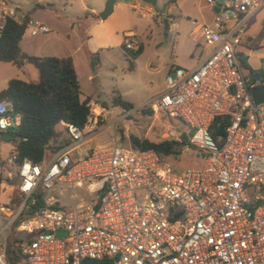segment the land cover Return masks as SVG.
<instances>
[{
    "label": "built area",
    "instance_id": "1",
    "mask_svg": "<svg viewBox=\"0 0 264 264\" xmlns=\"http://www.w3.org/2000/svg\"><path fill=\"white\" fill-rule=\"evenodd\" d=\"M258 5L222 0L202 28L208 56L197 69L176 67L167 90L150 103L153 114L194 131L182 154L194 147L199 165L177 172L156 151L117 142L80 154L77 146L96 130L101 112H91L84 129L62 123L75 142L51 161L18 166L16 151L8 159L18 169L23 202L16 212L0 204V264H264V103H255L251 90L261 83L245 78L238 59ZM11 21L26 24L33 37L51 32L0 0V39ZM132 37L127 50L137 48ZM12 112L13 104L1 100V132L21 124ZM219 118L224 134L215 137ZM169 139L182 143L181 134ZM55 190L60 197L47 198ZM39 193L46 207L25 217ZM15 226L28 237L11 242Z\"/></svg>",
    "mask_w": 264,
    "mask_h": 264
},
{
    "label": "rangeland",
    "instance_id": "2",
    "mask_svg": "<svg viewBox=\"0 0 264 264\" xmlns=\"http://www.w3.org/2000/svg\"><path fill=\"white\" fill-rule=\"evenodd\" d=\"M10 1L23 12L36 8L38 4L44 5V9H37L35 12V17L38 19L43 14H55L57 17H68L70 20L76 21L75 31L71 34L68 45L63 44L60 47L56 42H47L42 35L32 38L29 31H27L22 42L24 47L25 45L30 46V51H33L39 57L67 55L68 53L74 55L78 61L81 90L85 97L91 96L93 98L91 112L94 116L96 112L102 114L96 127V137L99 141L117 142L120 147L136 150L132 144L133 137L159 142L169 139L172 132L177 135L187 133L189 136H193L194 131L187 128L179 119L170 117L165 113L157 115H150L149 113V110H151L150 103L167 90L165 82L167 69L172 64L173 44L166 38L170 33L166 26L158 21V17L168 19L167 3L170 0H157V4L152 5L156 11V16L144 17L143 12L132 13L136 14L134 16L138 18V23L136 24V30H133L136 36L128 40L137 46L135 50L126 49L125 40L127 38L123 36L122 45L125 47L99 48L98 46L102 43V31L89 30L86 26L82 27L81 24L86 21L88 12L84 9V4L89 7L96 3L95 5L101 9L99 10L100 16L109 0ZM139 1L143 3V0ZM48 2H51V6H47ZM88 19L91 20L92 17L89 16ZM79 25L81 28L78 27ZM58 30L65 29L59 28ZM89 36L93 37L90 42L88 41ZM119 38L121 39L119 36L117 41ZM113 40L116 42L115 37ZM140 46L143 47L142 53L134 58L133 52L137 51ZM97 47L99 49L94 53L99 54V62L97 63L100 64L94 72L87 52L92 53L93 48ZM247 53L248 50L243 49L245 56ZM131 62H134V68H130ZM250 62L253 67L257 68L259 66L260 60L257 54L255 56L251 55ZM37 79H39V73L33 64L18 68L10 63L0 62V91L6 89L12 80L32 81ZM119 95L124 101L131 103L134 109L126 111L117 106L115 99ZM69 154L73 156V151L70 150ZM197 154L198 151L191 147L177 159H172L174 170L181 172L199 165L200 160L196 157ZM7 156H10V154H6L5 150L2 149L0 158L5 162V166L2 171L3 181L0 185V204L9 211L16 212L22 205L23 200L18 193L19 180L15 179V167H9L6 161ZM45 195H47V198L50 196L60 197L57 190ZM27 237L28 235L23 230L15 226L10 241Z\"/></svg>",
    "mask_w": 264,
    "mask_h": 264
},
{
    "label": "trees",
    "instance_id": "3",
    "mask_svg": "<svg viewBox=\"0 0 264 264\" xmlns=\"http://www.w3.org/2000/svg\"><path fill=\"white\" fill-rule=\"evenodd\" d=\"M129 1V0H128ZM177 0H170L167 5ZM30 17V13H27ZM94 16L88 13L86 18ZM27 33V25L9 22L0 39V62L10 63L21 68L33 64L38 72L39 79L32 81L12 80L8 87L0 91V101L7 100L13 104L12 114H21L22 122L17 127L9 128L6 133L11 137L6 138V133L0 131V142L5 140L11 143L16 151V164L19 166L25 159L42 164L54 157L62 150L72 145L75 140L69 133L67 126L73 125L84 129L91 115V96L85 97L78 75L71 58L56 56L39 57L29 55L21 48V42ZM125 47L124 45H122ZM143 47L133 52L137 58L142 53ZM91 61V68L95 72L99 67V54L87 52ZM241 69L245 78L251 81H260L264 86V69H254L248 62V57L238 53ZM130 68H134L131 62ZM115 104L126 111H131L134 106L117 96ZM153 115L152 110H149ZM222 123L221 126H218ZM62 127V128H61ZM225 120L219 118L212 127L213 135H223ZM182 143L165 139L153 142L147 139L132 138V144L138 150H154L167 160L177 159L182 154L184 145L189 143L191 136L181 133ZM5 162L0 158V185L3 181L2 170ZM15 179L19 180L18 169L15 168ZM9 181V180H7ZM38 202L28 211L25 217L46 207L45 195L37 194ZM16 264L15 262H13Z\"/></svg>",
    "mask_w": 264,
    "mask_h": 264
},
{
    "label": "crops",
    "instance_id": "4",
    "mask_svg": "<svg viewBox=\"0 0 264 264\" xmlns=\"http://www.w3.org/2000/svg\"><path fill=\"white\" fill-rule=\"evenodd\" d=\"M258 2V7L250 16L249 28L239 49V53H243V49L248 50L246 56L248 57V62L251 66V55L253 54L255 56V54H257L260 64L257 68L252 66L257 70L264 69V0H258ZM50 4L51 2H48L47 6H51ZM95 4L90 5L89 7H86L84 4V9L88 10L87 14L92 13L95 17L91 16V20L87 18L86 21H84L81 25L82 27H88L89 30L102 31V43L98 47L103 49H114L121 47L122 36L126 37L128 34L133 35L134 37L136 36V33L133 30H136L138 18L134 16L136 14L132 13L143 12L142 14L144 17H149V15L156 16V11L152 4H148L144 2V0L143 3H141L139 0H117L114 4V10L112 14L106 20H102L99 16V10L101 9H99V7H97ZM44 7V5L38 4L36 8L29 10L26 13H30V18L43 22L51 29L50 33L42 35L46 38L47 42H56L60 47L63 44L68 45V42L71 39V34L75 31L76 21L70 20L68 17H57L55 14H43L40 16V19L36 18V10L44 9ZM141 8H143V10H141ZM215 8L216 7L210 6L207 0H177V2L168 6V19L158 17V21L161 24H164L165 26L167 25L166 29L169 30V33L171 30L176 31L175 41L171 40L170 34L169 36H166L168 41L172 42L173 44L171 56L172 64L171 67L167 69V75L170 74L176 67L185 68L187 70L197 69L208 56L209 50L205 47L203 42L202 28L205 25L213 23L216 14ZM176 10L179 12H176ZM58 27L60 29L64 28L65 30H58ZM78 27L81 28L80 25ZM116 35L117 37L120 36L121 39L119 38L117 41ZM31 37L36 38L39 36ZM114 37L116 38V42L113 40ZM91 40H93V37L89 36L88 41L90 42ZM98 47L93 48L92 53L96 52L97 49H99ZM21 48L29 55L32 54L37 56L36 53L30 51V46L25 45L24 47L23 42H21ZM56 57H71L79 78L77 65L78 61L74 55L71 53L69 55L68 53L67 55H59ZM96 134L97 130L89 134L82 142H80L77 146V152L80 154H87L96 146L111 145L114 143L108 142L106 140L99 141L98 137H96ZM2 149L5 150L6 154L10 155L14 151L13 145L11 143L5 142V140L0 142V152ZM9 157L10 156L6 157L7 163ZM50 159L51 158H49V160ZM9 167L13 166L9 165Z\"/></svg>",
    "mask_w": 264,
    "mask_h": 264
},
{
    "label": "water",
    "instance_id": "5",
    "mask_svg": "<svg viewBox=\"0 0 264 264\" xmlns=\"http://www.w3.org/2000/svg\"><path fill=\"white\" fill-rule=\"evenodd\" d=\"M116 1L117 0H109V2L106 5L105 10L100 14V18L102 20H106L112 14V12L114 10V4ZM144 2H146L148 4H152V5L157 4V0H144ZM217 2H218V6H216V8H215V12L220 13V11H221L220 4H221L222 0H217ZM251 94H252V97H253L256 104L264 103V86L252 89ZM5 137L10 138L11 136L8 133H6Z\"/></svg>",
    "mask_w": 264,
    "mask_h": 264
}]
</instances>
